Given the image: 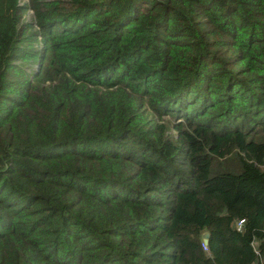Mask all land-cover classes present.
Wrapping results in <instances>:
<instances>
[{
    "label": "trees",
    "instance_id": "obj_1",
    "mask_svg": "<svg viewBox=\"0 0 264 264\" xmlns=\"http://www.w3.org/2000/svg\"><path fill=\"white\" fill-rule=\"evenodd\" d=\"M0 264H264V0H0Z\"/></svg>",
    "mask_w": 264,
    "mask_h": 264
},
{
    "label": "water",
    "instance_id": "obj_2",
    "mask_svg": "<svg viewBox=\"0 0 264 264\" xmlns=\"http://www.w3.org/2000/svg\"><path fill=\"white\" fill-rule=\"evenodd\" d=\"M207 242H208V234H204L203 243L207 244Z\"/></svg>",
    "mask_w": 264,
    "mask_h": 264
},
{
    "label": "built area",
    "instance_id": "obj_3",
    "mask_svg": "<svg viewBox=\"0 0 264 264\" xmlns=\"http://www.w3.org/2000/svg\"><path fill=\"white\" fill-rule=\"evenodd\" d=\"M242 222H243V220H241L240 222H238V225L240 226ZM202 246L204 247V249H207L206 248V244H204L203 242H202Z\"/></svg>",
    "mask_w": 264,
    "mask_h": 264
},
{
    "label": "rangeland",
    "instance_id": "obj_4",
    "mask_svg": "<svg viewBox=\"0 0 264 264\" xmlns=\"http://www.w3.org/2000/svg\"><path fill=\"white\" fill-rule=\"evenodd\" d=\"M30 16H31V14L27 13L26 16H25V18H26V19H29Z\"/></svg>",
    "mask_w": 264,
    "mask_h": 264
}]
</instances>
